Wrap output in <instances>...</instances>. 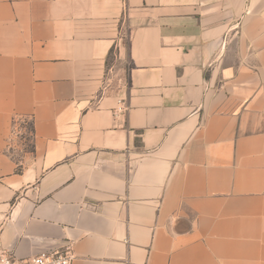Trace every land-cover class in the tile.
Returning a JSON list of instances; mask_svg holds the SVG:
<instances>
[{
  "label": "crops",
  "instance_id": "crops-1",
  "mask_svg": "<svg viewBox=\"0 0 264 264\" xmlns=\"http://www.w3.org/2000/svg\"><path fill=\"white\" fill-rule=\"evenodd\" d=\"M66 248L264 264V0H0V250Z\"/></svg>",
  "mask_w": 264,
  "mask_h": 264
},
{
  "label": "rangeland",
  "instance_id": "rangeland-1",
  "mask_svg": "<svg viewBox=\"0 0 264 264\" xmlns=\"http://www.w3.org/2000/svg\"><path fill=\"white\" fill-rule=\"evenodd\" d=\"M107 63L109 67L108 69H110L108 70V78L110 79L109 80L110 83L115 87H117V85L120 84L121 89L126 88L127 85L126 72L129 67L128 61L126 59L117 60L116 58H114V55L112 53L110 54ZM31 128H32V124L29 119H24L23 121H17L15 123L14 131L12 132V135H14L13 141H15V144H17V146L14 147L15 149L12 151V153L14 157L17 159L23 154L24 151L31 150V139H32ZM54 250H67L69 251V253H71L70 250H68L67 248L54 249Z\"/></svg>",
  "mask_w": 264,
  "mask_h": 264
},
{
  "label": "built area",
  "instance_id": "built-area-1",
  "mask_svg": "<svg viewBox=\"0 0 264 264\" xmlns=\"http://www.w3.org/2000/svg\"><path fill=\"white\" fill-rule=\"evenodd\" d=\"M73 255L67 250H51L36 254L30 258L17 260L0 250V264H72Z\"/></svg>",
  "mask_w": 264,
  "mask_h": 264
},
{
  "label": "trees",
  "instance_id": "trees-1",
  "mask_svg": "<svg viewBox=\"0 0 264 264\" xmlns=\"http://www.w3.org/2000/svg\"><path fill=\"white\" fill-rule=\"evenodd\" d=\"M31 130H32V128H31Z\"/></svg>",
  "mask_w": 264,
  "mask_h": 264
}]
</instances>
